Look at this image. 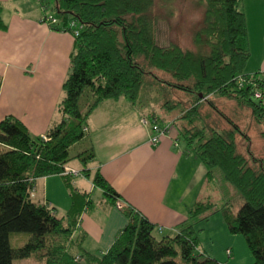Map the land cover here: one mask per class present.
<instances>
[{
	"label": "trees",
	"instance_id": "16d2710c",
	"mask_svg": "<svg viewBox=\"0 0 264 264\" xmlns=\"http://www.w3.org/2000/svg\"><path fill=\"white\" fill-rule=\"evenodd\" d=\"M49 1L57 17L50 25L53 29H68V21L74 19L82 27L62 83L61 120L47 129V139L31 134L15 117L0 120V264L29 257L37 264H221L201 250L195 229L215 212L222 214L230 233L244 236L252 264H264V160L238 150L237 135L243 132L210 100L214 95L234 97L251 109L258 126L264 123V99L253 98L251 84L238 87L240 76L257 80L260 74L244 72L250 52L240 0ZM182 3L201 11L191 33L192 46L158 44L159 24L175 17ZM4 27L0 18V29ZM154 70L167 73L169 79H160ZM154 80L193 95L173 123L187 150L204 164L208 182L217 180L218 170L244 202L234 211L231 199L216 203L205 197L188 209L177 233L160 237L154 233L155 224L124 206L119 209L128 222L112 245L102 254L90 253L81 245L83 235L72 236L89 199L65 173L69 148L84 137L87 117L102 100L125 97L136 105L142 88ZM259 86H264V77ZM168 101L161 106L174 109L176 104ZM204 104L210 112L201 110ZM212 111L231 127L218 130L205 124ZM149 117L158 120L153 113ZM92 156L91 148L79 154L87 176L85 164ZM51 174L61 175L69 190L71 205L63 215L32 199L36 179ZM92 183L115 204L118 193L99 171L93 173ZM13 233H27V238L13 247Z\"/></svg>",
	"mask_w": 264,
	"mask_h": 264
},
{
	"label": "crops",
	"instance_id": "0c3cea01",
	"mask_svg": "<svg viewBox=\"0 0 264 264\" xmlns=\"http://www.w3.org/2000/svg\"><path fill=\"white\" fill-rule=\"evenodd\" d=\"M44 2L48 4L45 12L38 0H0V18L5 23L0 29V120L15 117L33 135L45 134L61 120L62 83L75 48L69 30H56L41 21L44 13H51L50 1ZM239 9L246 19L250 52L244 72H264V0H240ZM152 113L160 126L169 127L156 143L150 141L149 126L141 122L143 117L151 119ZM152 113L142 110L139 102L132 105L120 97L102 100L87 117L81 140L93 152L85 164L89 176L68 164L66 168L79 172L68 177L89 199L72 236L83 235L81 245L90 253H104L127 224L118 202L144 215L158 233L174 235L190 207L220 191L215 182H208L200 159L187 150L173 123L179 114L160 117ZM95 171L118 193L115 204L93 185ZM32 199L46 202L57 215L65 214L71 205L69 190L59 174L37 178ZM195 229L201 250L219 263H253L243 247L239 251L242 237L228 231L220 212Z\"/></svg>",
	"mask_w": 264,
	"mask_h": 264
},
{
	"label": "rangeland",
	"instance_id": "374dc122",
	"mask_svg": "<svg viewBox=\"0 0 264 264\" xmlns=\"http://www.w3.org/2000/svg\"><path fill=\"white\" fill-rule=\"evenodd\" d=\"M45 4L44 2H41ZM48 6V4H46ZM201 19V11L192 8L188 3H182L181 7H179V12L175 17L172 19H168V23L161 22L158 26L159 32L157 33L156 42L160 45H164L169 41H175L182 47H191V33L193 28L197 25V23ZM69 22V21H68ZM68 25V23H67ZM67 30V29H65ZM154 74L158 76L160 79H169V75L162 71L154 70ZM148 79L153 80V77H148ZM153 84L149 83L150 85L145 86L142 88L140 97H139V106L144 110L147 114L152 113L153 111L156 112L157 115L160 117H175L181 110L189 107L190 102L193 100V95L183 90H179L173 87L168 86L166 83L158 82L154 80ZM169 100L170 104H176V107L172 111H167L164 108H161V104L163 101ZM211 102L215 104V106L224 112L226 115L232 118L233 122L236 123L241 132L243 134L237 135V148L240 152L246 154L248 157L254 156L258 159L264 160V134L261 132L264 131V123L261 126H258L253 118L251 109L241 103L238 102L237 99L234 97H226L220 95H214L211 97ZM205 109L204 112L209 111L210 108L207 105H203L201 110ZM212 116L204 120L205 124L209 123L216 127L218 130L220 129H228L231 125L220 115L214 111H212ZM178 124H183L181 121ZM247 135V136H246ZM87 149V144L85 141L80 140L77 141L69 148V162L68 166L73 167L76 170L80 171V174H83L84 166L82 162L79 160V154ZM217 180L215 181L216 185H218V189L220 191H214L213 201L216 203H222L223 201H227L231 199L234 205V211L243 204L244 200L240 196V194L236 191V189L225 182L220 172L216 171ZM79 177H75L76 180ZM79 188V185L76 186ZM225 195V196H224ZM204 222V221H201ZM203 227V226H202ZM201 227V228H202ZM200 228V229H201ZM206 231V230H205ZM198 232V230L196 231ZM156 237H160L162 234L158 233L156 230L154 231ZM13 233L10 241L13 247H18L22 243H24L25 239L27 238V233H20L21 237H14ZM18 236V235H15ZM237 236H241L243 240V246L239 247V251L242 252V247L247 254L252 257L253 262V255L250 252L247 244L245 242L244 236L242 234H237ZM177 260L180 262L181 260L177 257ZM38 262L33 258H22V259H15L13 264H37Z\"/></svg>",
	"mask_w": 264,
	"mask_h": 264
},
{
	"label": "built area",
	"instance_id": "2783aa9c",
	"mask_svg": "<svg viewBox=\"0 0 264 264\" xmlns=\"http://www.w3.org/2000/svg\"><path fill=\"white\" fill-rule=\"evenodd\" d=\"M41 9L44 10V12H45V10H47V6L45 4H42L41 5ZM41 21L51 25V24L57 22V17L52 15L51 13H44L42 15V17H41ZM81 27L82 26L77 23V20L74 19V20H70L68 22V29L67 30H69L72 33V35L75 37V36L78 35L79 29ZM263 77H264V72H261L259 74L257 80H254L252 78L245 77V76H240L238 78V82H239L238 87L244 86L245 83L251 84L253 98L258 99V100L264 99L263 98V96H264V86H262V87L259 86L261 84V79ZM141 122L143 124H146V125L149 126V129H150V132H151L150 141L152 143H156L160 139L161 136L165 135L169 131V127L168 126H160L155 118L149 119V118L143 117L141 119ZM83 130L86 131V127H84ZM41 138L43 140H46L47 136L45 134H42ZM65 173H67V174L72 176V175H77L79 172L74 170V169H68L67 168ZM117 207L118 208L124 207V204L118 202L117 203ZM158 229L161 230L160 227ZM226 251H227V254H228L229 250H226Z\"/></svg>",
	"mask_w": 264,
	"mask_h": 264
}]
</instances>
